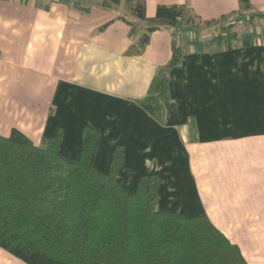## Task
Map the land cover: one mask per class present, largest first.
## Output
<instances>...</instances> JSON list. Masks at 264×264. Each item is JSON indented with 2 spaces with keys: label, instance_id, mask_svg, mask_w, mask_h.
Listing matches in <instances>:
<instances>
[{
  "label": "crops",
  "instance_id": "1",
  "mask_svg": "<svg viewBox=\"0 0 264 264\" xmlns=\"http://www.w3.org/2000/svg\"><path fill=\"white\" fill-rule=\"evenodd\" d=\"M144 2L147 17L159 4H184L203 20L237 7L235 0ZM255 2L264 9V0ZM100 4L0 0V134L16 127L41 145L60 127L59 153L74 161L83 127L98 129L96 171L106 174L122 145L123 189L133 193L141 175L156 174L155 210L205 214L247 264H264V35L240 37L235 47L188 35L170 71L175 106L167 116L163 103L136 100L170 59V30L151 32L139 46L138 27L122 18L139 22L127 4Z\"/></svg>",
  "mask_w": 264,
  "mask_h": 264
},
{
  "label": "trees",
  "instance_id": "2",
  "mask_svg": "<svg viewBox=\"0 0 264 264\" xmlns=\"http://www.w3.org/2000/svg\"><path fill=\"white\" fill-rule=\"evenodd\" d=\"M139 20H128L131 30L141 27L139 46L155 30L169 29L171 56L153 74L147 94L138 104L163 103L169 116L175 106L169 91L170 71L179 66L185 28L214 34L204 41L235 47L240 37L236 18L222 15L195 20L184 4H159L154 16L145 15L144 0H123ZM243 10L250 0H241ZM121 0H101L103 8L117 9ZM264 22V12L253 11ZM136 22V23H135ZM60 127L41 145L12 127L0 134V249L24 264H247L239 249L205 215L177 216L157 211L156 174H144L133 193L117 182L123 146H115L106 174L95 170L100 131L85 125L76 160L59 153Z\"/></svg>",
  "mask_w": 264,
  "mask_h": 264
},
{
  "label": "rangeland",
  "instance_id": "3",
  "mask_svg": "<svg viewBox=\"0 0 264 264\" xmlns=\"http://www.w3.org/2000/svg\"><path fill=\"white\" fill-rule=\"evenodd\" d=\"M236 1V5L237 7L235 8V10L233 11L234 13L232 14L229 13V14H225V15H231L232 14V18H236V26H235V30L238 31L239 33H242V32H249V31H256L262 35H264V22L261 18H258V17H254V20H253V23H247L245 21L246 18H248V15L250 13H252L253 11L255 10H262L264 11V9H261L260 8V5L258 2H255L257 0H250V4H251V8L247 11L243 10V4H242V1L241 0H235ZM188 14L187 15H191L192 18H194L196 21L197 20H203V17L200 15V14H197V13H193L191 11V9L188 7ZM209 18V17H207ZM194 31L190 29V31H187V28H185V37H188V35H193ZM141 34V30L139 29H136V34H135V37H138L139 35ZM214 34V29L213 28H210V29H204L202 30V34L201 36L203 35V37H200L199 39H197L199 42H201V40H204L207 38V36H212ZM206 37V38H205ZM10 132V131H9ZM8 253H4V252H1L0 251V264H15V263H12ZM17 263L16 264H24L23 262H19L17 260H15Z\"/></svg>",
  "mask_w": 264,
  "mask_h": 264
}]
</instances>
